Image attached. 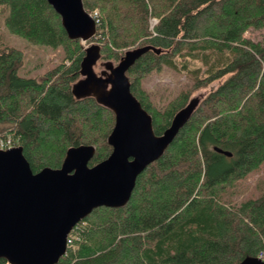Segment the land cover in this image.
<instances>
[{
	"label": "trees",
	"instance_id": "16d2710c",
	"mask_svg": "<svg viewBox=\"0 0 264 264\" xmlns=\"http://www.w3.org/2000/svg\"><path fill=\"white\" fill-rule=\"evenodd\" d=\"M7 30L33 45L61 47L63 62L39 79L16 74L24 54L0 50V140H18L34 173L61 167L71 147L92 145L90 167L107 159L112 111L76 100L84 49L70 40L46 0H0ZM99 10L102 60L118 62L131 48L152 46L127 71L131 91L160 135L195 92L210 89L161 158L138 177L123 208L100 207L69 234L78 240L59 264H239L264 260V184L238 183L264 165V0H83ZM158 20L150 29V18ZM183 74L175 92L144 87L153 72ZM169 95V96H168ZM165 96H168L165 98ZM216 148L229 151L227 156ZM239 181V182H238ZM247 193L239 202L234 198ZM85 224V226H83ZM0 264H6L4 259Z\"/></svg>",
	"mask_w": 264,
	"mask_h": 264
},
{
	"label": "water",
	"instance_id": "95a60500",
	"mask_svg": "<svg viewBox=\"0 0 264 264\" xmlns=\"http://www.w3.org/2000/svg\"><path fill=\"white\" fill-rule=\"evenodd\" d=\"M61 18L70 40H80L84 56L79 79L72 85L76 100L93 98L113 112L114 127L107 142L109 157L93 167L88 165L96 148L71 147L60 168H43L34 173L21 146L0 149V260L6 264H59L67 253L70 232L93 210L125 207L137 177L163 156L202 100L191 98L172 118L160 135L152 116L131 91L127 71L149 51L143 46L127 50L117 63H102V47L91 43L97 34L93 17L83 0H46ZM216 151L232 156L229 151ZM239 264H264L261 257H246Z\"/></svg>",
	"mask_w": 264,
	"mask_h": 264
},
{
	"label": "rangeland",
	"instance_id": "374dc122",
	"mask_svg": "<svg viewBox=\"0 0 264 264\" xmlns=\"http://www.w3.org/2000/svg\"><path fill=\"white\" fill-rule=\"evenodd\" d=\"M99 14V10H95ZM8 14V9L0 4V50L3 48H15L23 52L24 59L23 64L16 71V74L20 77L24 78H37L39 79L43 74L47 71L55 68L61 62H63L64 51L61 47L52 48L49 46L42 45H33L26 41L23 38H20L16 35L10 33L7 28L4 26V19ZM156 18H150V29L152 30L156 24ZM246 37L259 40L264 38V31L261 32H248L245 34ZM95 44H99L97 42H92ZM89 44H84V46H88ZM100 45V44H99ZM133 49V48H131ZM126 52V51H125ZM124 52V53H125ZM123 53V54H124ZM109 60H102L96 66V72L99 73L103 67L102 63L107 62ZM113 62V61H112ZM117 63V62H113ZM185 76L183 74H177L174 71L169 69H165L162 72L156 73L153 72L149 76L144 79V87L154 93H173L177 89H181L186 83ZM219 84L213 83L208 89H203L194 93V97H201L202 99L207 94L210 89H215ZM169 96V95H168ZM168 96H165L167 98ZM20 145L17 144L19 147ZM239 182V181H238ZM264 184V165L261 169L253 171L248 174L246 179H242L238 183V189H246L247 191H255L257 188L262 186L260 183ZM248 196L247 193H242V196L234 198L235 201L239 202L241 198ZM85 226V224L83 225ZM73 239L78 240L77 233H73ZM77 250L78 246L74 243L68 249ZM261 256H264L263 254Z\"/></svg>",
	"mask_w": 264,
	"mask_h": 264
},
{
	"label": "built area",
	"instance_id": "2783aa9c",
	"mask_svg": "<svg viewBox=\"0 0 264 264\" xmlns=\"http://www.w3.org/2000/svg\"><path fill=\"white\" fill-rule=\"evenodd\" d=\"M90 15L95 20L96 25H98L99 24L98 12L97 11H94L93 13H90ZM157 22H158V20H156V24H157ZM17 144H18V140L17 139H14L12 136L8 135L5 139H1L0 140V149L1 150H7V149L12 148L13 146H17ZM72 239H70L68 237V240H67V246H68V248L71 246V244L73 242Z\"/></svg>",
	"mask_w": 264,
	"mask_h": 264
},
{
	"label": "bare ground",
	"instance_id": "6f19581e",
	"mask_svg": "<svg viewBox=\"0 0 264 264\" xmlns=\"http://www.w3.org/2000/svg\"><path fill=\"white\" fill-rule=\"evenodd\" d=\"M141 173H142V172H141ZM141 173H140V174H141Z\"/></svg>",
	"mask_w": 264,
	"mask_h": 264
}]
</instances>
